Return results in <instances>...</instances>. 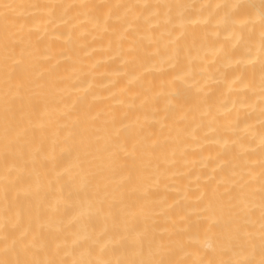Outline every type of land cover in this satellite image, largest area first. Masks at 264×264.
<instances>
[{
	"label": "bare ground",
	"instance_id": "1",
	"mask_svg": "<svg viewBox=\"0 0 264 264\" xmlns=\"http://www.w3.org/2000/svg\"><path fill=\"white\" fill-rule=\"evenodd\" d=\"M214 1L0 0V264H264V0Z\"/></svg>",
	"mask_w": 264,
	"mask_h": 264
},
{
	"label": "rangeland",
	"instance_id": "2",
	"mask_svg": "<svg viewBox=\"0 0 264 264\" xmlns=\"http://www.w3.org/2000/svg\"><path fill=\"white\" fill-rule=\"evenodd\" d=\"M211 1H212V2H215L214 0H211ZM217 1H221V0H217ZM217 1H216V2H217ZM225 1H226V0H225ZM228 1L230 2L231 0H227V2H228ZM232 1H233V0H232ZM235 1H237V0H235ZM239 1H240V0H239Z\"/></svg>",
	"mask_w": 264,
	"mask_h": 264
}]
</instances>
